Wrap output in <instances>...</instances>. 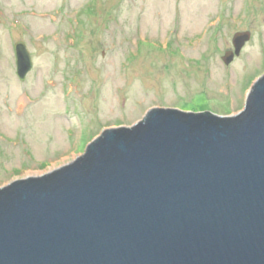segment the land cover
<instances>
[{
	"label": "water",
	"instance_id": "water-1",
	"mask_svg": "<svg viewBox=\"0 0 264 264\" xmlns=\"http://www.w3.org/2000/svg\"><path fill=\"white\" fill-rule=\"evenodd\" d=\"M14 52L23 81L32 59ZM0 264H264V74L236 114L153 107L0 187Z\"/></svg>",
	"mask_w": 264,
	"mask_h": 264
},
{
	"label": "rangeland",
	"instance_id": "rangeland-1",
	"mask_svg": "<svg viewBox=\"0 0 264 264\" xmlns=\"http://www.w3.org/2000/svg\"><path fill=\"white\" fill-rule=\"evenodd\" d=\"M0 13V187L153 107L236 114L264 74V0H0ZM18 41L33 64L23 81Z\"/></svg>",
	"mask_w": 264,
	"mask_h": 264
},
{
	"label": "flooded vegetation",
	"instance_id": "flooded-vegetation-1",
	"mask_svg": "<svg viewBox=\"0 0 264 264\" xmlns=\"http://www.w3.org/2000/svg\"><path fill=\"white\" fill-rule=\"evenodd\" d=\"M1 14V13H0ZM1 21H2V19L0 18V25H1ZM15 44V43H14ZM13 50H14V45H13Z\"/></svg>",
	"mask_w": 264,
	"mask_h": 264
}]
</instances>
